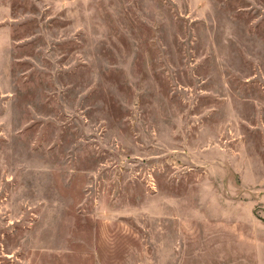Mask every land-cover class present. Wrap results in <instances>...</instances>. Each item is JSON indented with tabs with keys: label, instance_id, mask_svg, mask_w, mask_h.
I'll return each instance as SVG.
<instances>
[{
	"label": "rangeland",
	"instance_id": "rangeland-1",
	"mask_svg": "<svg viewBox=\"0 0 264 264\" xmlns=\"http://www.w3.org/2000/svg\"><path fill=\"white\" fill-rule=\"evenodd\" d=\"M0 264H264V0H0Z\"/></svg>",
	"mask_w": 264,
	"mask_h": 264
}]
</instances>
